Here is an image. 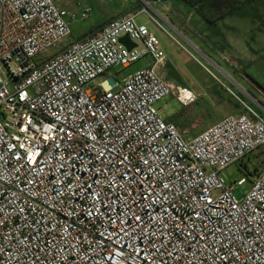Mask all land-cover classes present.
<instances>
[{"label": "built area", "instance_id": "2783aa9c", "mask_svg": "<svg viewBox=\"0 0 264 264\" xmlns=\"http://www.w3.org/2000/svg\"><path fill=\"white\" fill-rule=\"evenodd\" d=\"M142 14L168 33L143 9L39 64L67 11L0 0V264H264V170L248 190L223 175L264 146V117L224 86L245 111L185 139L156 105L197 95L159 73Z\"/></svg>", "mask_w": 264, "mask_h": 264}, {"label": "rangeland", "instance_id": "374dc122", "mask_svg": "<svg viewBox=\"0 0 264 264\" xmlns=\"http://www.w3.org/2000/svg\"><path fill=\"white\" fill-rule=\"evenodd\" d=\"M54 3L61 9L67 11L68 16L66 18L70 29L71 35L60 42L56 47L48 49L42 53L39 57V61H43L58 54L65 46L72 44L79 36L93 29L99 22H102V17L112 16L118 9L120 3L119 0H53ZM166 5L172 7L175 13L182 15L187 18H199L196 11L190 6L186 5L180 0H166ZM161 3L160 6L152 8L148 7V11L154 15L158 20L162 21L158 12L161 14ZM262 4L260 6H245L241 9V12L249 17H234L230 18L231 23H235V27L240 30L239 34L229 33L228 39L231 38L240 39V45L236 47V43L233 49H228L224 53L223 58L221 57L220 65L224 70L227 69L228 64H232L239 67V70L243 74V80H239L231 74V78L235 80L242 89L238 87L242 95L245 97L250 106L254 109H258L264 113V19L256 18L253 20V16L263 12ZM90 11L85 13L86 9ZM84 14H86L84 16ZM252 14V15H251ZM172 15V14H170ZM177 15V14H173ZM166 16V15H165ZM138 22L145 23L148 28L155 32L156 36L161 40H164L167 45H171L169 39L159 31V29L152 22L148 21L146 14L141 15L137 18ZM163 22V21H162ZM177 34V33H176ZM178 35V34H177ZM179 36V35H178ZM237 36V37H236ZM181 38V36H179ZM188 47L187 51H182L176 47V51L182 52L180 57L178 56L181 69L185 72L184 76H189L191 80L201 89L202 91L206 88L211 87L214 84V80L211 75L221 76L222 74L218 68L222 69L221 66L216 63L212 64L199 50L194 47L193 40L188 39L190 42L181 38ZM231 39V41H232ZM244 44V46H243ZM196 45V44H195ZM173 48V47H172ZM175 49V48H173ZM178 51V52H179ZM218 61V60H217ZM143 61L131 64L128 67L118 66L111 71L107 72L103 77H112L121 81L124 77L135 71ZM229 67V66H228ZM223 70V71H224ZM222 71V72H223ZM212 73V74H211ZM210 91V89H209ZM224 92V91H223ZM226 94V93H224ZM205 99H209L208 94H205ZM206 103L204 100L200 102V106H204ZM157 108L160 110L161 115L166 118L175 112L182 110V106L174 97H167L166 99L157 103ZM194 133V134H193ZM198 132H192L185 139H189ZM264 148V147H263ZM259 150L253 152L247 158H245L240 164L232 165L223 171V175L228 183L235 184L241 178H246V183L241 187V190H248L251 186V181L257 178V176L264 170V154L260 155ZM247 165V168L244 167ZM257 167L258 171L254 173V168ZM249 171L251 172L250 175ZM238 197L241 196L240 192H236Z\"/></svg>", "mask_w": 264, "mask_h": 264}, {"label": "crops", "instance_id": "0c3cea01", "mask_svg": "<svg viewBox=\"0 0 264 264\" xmlns=\"http://www.w3.org/2000/svg\"><path fill=\"white\" fill-rule=\"evenodd\" d=\"M118 3L120 4L119 6H117L118 7L117 11L110 17H102L103 21L99 22L96 26H103V25L105 26L108 23H110L112 20L120 17L122 14H135L143 9H146L148 11V7L152 9H154L153 7H155V6H137V4L135 3V0H119ZM166 3L167 1L161 3L162 6L160 8H161L162 13L161 14L159 12L157 13L163 22L158 20L149 11L148 12L161 23L163 28L168 33L164 32L156 23H154L148 17V15H146L148 21L155 24V26L159 29V31L162 32L169 39L171 43V45L169 46L166 44V42H164V40H161L159 38L161 42V47L163 51L165 52L166 58L162 65L157 66V69L159 73L167 81L177 86L189 88L197 95V101L194 104L188 107H185V108L182 106V109H183L182 112L184 114L189 115V117L187 118L185 122L187 129L192 130V132H198V133H195V135H193V136H197L205 129L220 122L226 116L238 115L245 111L243 106L240 104V102L236 100L234 96L224 87L226 86L230 90L239 94L241 98H243L247 102V100L243 97L241 91L238 89V87L242 89L241 85H239L237 82H235L233 78H231V74H232L237 79L243 80L244 76L242 72L239 70V67H236L232 64H228L229 67L226 66L227 67L226 70H224L222 66L220 65V62H221L220 58L221 57L223 58L224 53H226L228 49L232 50L235 45V42H237L236 47L240 45V41H238L240 37L236 36L238 39H235V37L234 39L231 38L232 39L231 41V39L230 40L228 39L229 33L231 32L234 34H239L240 30L234 26L235 23L230 22L231 21L230 18H234V17H227L216 23H210L209 21L205 20L202 17H199V18L183 17L177 12L175 13V10L172 9V7H170L169 5H166ZM156 6H160V4ZM173 14H177V15H173ZM142 15H145V14H142ZM239 18H243V17H239ZM253 20H256V19H253ZM150 31L155 34L154 31L152 30ZM93 32L94 31H92V29L88 30L87 32L79 36L72 43L87 38ZM176 33L179 36H181V38L185 39L186 41H188V39L193 40L192 43H194V47L197 50H199L208 60L213 62L212 64L218 63L221 66L222 69L220 68L218 69L219 71L221 70L220 72L222 74L224 73L223 74L224 76L223 77L216 76L211 73L212 74L211 77L215 83L212 84L211 87L209 86L207 87L206 85H204L205 87H201L203 89L206 88V91L205 89L203 91L199 89V87L195 85V83L193 82V80L190 79L189 76H184L185 72L181 69L180 63L178 62L179 60L178 56L180 57L182 52H180L179 50L176 51V47L180 48L182 51H187L188 47L186 46V43ZM192 43L190 42V44ZM69 45L65 46L60 52L65 50ZM172 47L175 49H173ZM184 48H186L187 50ZM50 58H47V59H50ZM43 61H40V63ZM140 61H143V63L139 66V68H137L135 71H133L130 74H133L140 69L154 65V60L152 57H147ZM109 78H112V77H109ZM236 85L238 87H236ZM205 94H208L209 99H205ZM202 100H204L206 103L203 107L200 106V102ZM176 113L178 112H175L173 114H176ZM168 117L164 118L165 121Z\"/></svg>", "mask_w": 264, "mask_h": 264}, {"label": "trees", "instance_id": "16d2710c", "mask_svg": "<svg viewBox=\"0 0 264 264\" xmlns=\"http://www.w3.org/2000/svg\"><path fill=\"white\" fill-rule=\"evenodd\" d=\"M180 1L190 6L192 9L196 11L199 17L204 18L210 23H216L227 17H249V15L247 16L246 14L241 12V9L243 7L245 6H251V7L260 6L261 7L262 4L264 5V0H180ZM262 8H263V12L260 14H258L257 12L256 16H253L252 19H256V18L264 19V6ZM99 27L100 26L94 27L92 31H95ZM38 63L40 64L39 60H38ZM182 110L168 117L166 119V122L175 124L177 128L180 130V132L182 133V135L186 137L192 133V130L187 129L185 122L187 118L189 117V115L184 114ZM256 110L259 111V113H261L264 117V113L262 111L258 109ZM263 147L257 149L261 153L260 155L264 154ZM244 167L247 168V165H244ZM257 171H258V168L255 167L254 173H256ZM250 174L251 172L249 171L248 175Z\"/></svg>", "mask_w": 264, "mask_h": 264}, {"label": "water", "instance_id": "95a60500", "mask_svg": "<svg viewBox=\"0 0 264 264\" xmlns=\"http://www.w3.org/2000/svg\"><path fill=\"white\" fill-rule=\"evenodd\" d=\"M149 6H151V5L149 4ZM122 15H124V14H122ZM122 15H121V16H122ZM103 26H104V25H103ZM103 26H100V27H99L98 29H96L91 35L97 33L99 30H101V29L103 28ZM120 42H121L123 45H125L128 49H132V48L136 47V45H137L135 42H133V41L130 39V37H129L128 35L123 36V37L120 39Z\"/></svg>", "mask_w": 264, "mask_h": 264}, {"label": "flooded vegetation", "instance_id": "af4514ba", "mask_svg": "<svg viewBox=\"0 0 264 264\" xmlns=\"http://www.w3.org/2000/svg\"><path fill=\"white\" fill-rule=\"evenodd\" d=\"M152 0H135L137 6H149Z\"/></svg>", "mask_w": 264, "mask_h": 264}]
</instances>
